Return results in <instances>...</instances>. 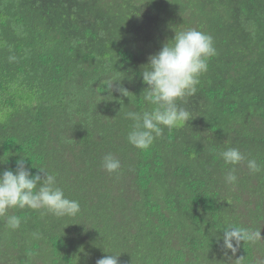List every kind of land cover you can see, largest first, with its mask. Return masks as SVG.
<instances>
[{"label": "trees", "instance_id": "trees-1", "mask_svg": "<svg viewBox=\"0 0 264 264\" xmlns=\"http://www.w3.org/2000/svg\"><path fill=\"white\" fill-rule=\"evenodd\" d=\"M99 1L91 10L87 0H26L30 7L13 14V3L0 0V86L17 88L0 119V154L7 155H0V172L15 170L22 157L34 175L49 173L46 168L55 163V186L80 204L74 217L44 209L8 210L21 223L11 229L6 217H0V264H96L111 254L119 256V264H264V224L259 230L250 228L238 211V203L246 199L256 207L254 215L264 212V0H138L136 18L144 44L167 29L169 40L175 32L194 28L211 35L216 50L197 92L177 101L190 113L189 120L165 127L147 149L128 142L134 122L122 123L117 114H98L82 132H61L58 121L49 123L57 105L46 104L39 88H52L57 74L79 77L80 69L64 57L66 49L81 55L83 43L101 28L110 40L88 42L87 53L117 42L109 25L113 0ZM139 44L130 34L125 48ZM45 54V63L36 59ZM135 59L126 58L130 65L121 60L120 70L102 63L93 73L98 79L121 77L129 91L125 100L134 103L129 112L142 114L145 106L148 111L154 106L142 96L147 85L140 73L148 59ZM80 71L87 80L88 67ZM26 124L40 133H15ZM181 134L192 145L180 147ZM47 139L53 142L52 158V149L44 146ZM73 143L81 146L80 152ZM228 148L239 149L246 159L226 164L220 153ZM107 154L121 162L116 172L104 169ZM195 158L200 161L192 164ZM251 159L259 171L249 170ZM233 168L237 180L228 183L225 177ZM250 180L260 184L259 190L243 194Z\"/></svg>", "mask_w": 264, "mask_h": 264}, {"label": "clouds", "instance_id": "clouds-1", "mask_svg": "<svg viewBox=\"0 0 264 264\" xmlns=\"http://www.w3.org/2000/svg\"><path fill=\"white\" fill-rule=\"evenodd\" d=\"M6 2L13 3V14L25 12L28 6L26 4L29 3L26 0H6ZM99 3V0H87V4L89 5L87 8L93 10ZM112 3V17L109 25L113 26L112 29L117 35L115 40L117 42L114 43L112 41L111 48H95L99 56H105L108 61L99 63L102 60H99V57H97L98 61L93 71L95 72L98 66L102 68V63L113 64L116 69L120 70L122 66L121 60L124 59L126 65H130V62L126 60L130 55L133 59H138L134 60L135 63L139 60L148 59V63L141 67L140 73L143 83L147 85L143 90L142 96L145 101L154 107L148 111L150 107L145 106L142 109V114L138 113L136 108L134 109L137 112L130 111L126 114L127 118L134 122L127 136L128 142L136 148L147 149L156 138L163 134L165 127L169 129L178 127L189 120L190 113L185 108L179 106L177 101H183L186 97L192 96L197 92V85L200 82L199 77L207 71L208 59L216 54V50L212 36L194 28L175 32L174 38L169 40L168 36L170 34L167 29L165 34L163 32L157 33V37L148 41L146 45L140 39L139 20L136 18L138 10L135 5L138 3V0H113ZM77 4L74 12H77L76 8L78 6L81 7V2ZM94 16H96V12H94ZM130 34L136 35L140 40V44L125 48V42H127ZM159 39H166V41L164 43L163 41L159 42ZM87 40L80 49L82 52H85L88 42L91 43L93 41L92 44H96V41L110 40V38L107 31L101 28L98 33L94 34L93 38L91 36ZM152 41L155 42V47L149 54V57H147L145 53ZM91 51L93 50L91 49ZM9 59L12 60L15 57H10ZM102 79L104 77L99 79V81ZM117 84L109 82L106 86L108 89H113ZM0 87L4 91L3 97H0V119H2V111L5 107L13 104L9 101L15 97L17 88L11 83L5 86L3 84ZM116 91L123 97H127L129 93L122 86L116 87ZM21 128L25 131H31V127L27 124L22 125ZM182 132H206V130L193 131L185 129ZM221 132L227 131L222 127ZM226 137H228V134ZM179 142L181 147L185 144L192 145L193 140L189 136L181 134ZM220 155L228 165H237L246 159L237 148H228L222 151ZM25 159L27 158L22 157L17 161L15 170L8 169L0 172V217H6L7 227L17 229L21 223L18 216L7 215L8 210L13 212L23 208L26 210L27 208L34 210L44 209L46 212H50L57 217L76 216L80 212L79 202L67 198L64 191L55 186L56 180H59L53 174L54 170L51 168L54 167L55 163L46 168L47 171L50 169L49 173L40 170L43 176L40 173L34 175L25 166ZM198 160L200 161V158H195L192 164ZM103 167L110 173L116 172L120 169L121 162L112 154H107L103 158ZM247 167L252 172L260 170L259 165L254 159L247 161ZM57 168L60 169L59 167ZM225 180L228 183L236 182L235 168L227 173ZM259 187L260 184L256 180H250V183H247L243 188L247 189L246 193H255V191L258 192ZM252 207V200L246 203L245 199L241 202V206H238L239 215L243 223L250 224V228L254 230H259L260 225L264 222L262 219V217L264 218V212L260 209L254 215ZM254 208L256 210V207ZM136 219H138V216ZM15 255L18 259L19 253L16 252ZM7 260L11 261L12 257L7 256ZM96 264H119V256L114 254L106 255L98 259Z\"/></svg>", "mask_w": 264, "mask_h": 264}, {"label": "rangeland", "instance_id": "rangeland-1", "mask_svg": "<svg viewBox=\"0 0 264 264\" xmlns=\"http://www.w3.org/2000/svg\"><path fill=\"white\" fill-rule=\"evenodd\" d=\"M155 47V42L152 41L148 49L146 50L145 56L149 57V54ZM53 54L54 52H50ZM96 51L94 54L87 53L86 51L81 53V55L75 54V52L71 49H66L64 52V57H66L68 62H71L73 68H81L88 67L89 69V77L87 80L82 78L81 71L79 70V77L72 76L66 77V79H62L61 74H57L55 80L57 81L56 84L50 87H41V93L46 96L45 102L49 104L51 101L57 105L56 110L49 115V123L53 121H58L59 125L61 126V132H74L72 130H76V132H82V128L86 124H91L93 119L100 113L107 112L111 118L114 117L115 114L119 116L122 120V123L127 121L126 114L134 107V103L127 102L123 97L116 91V86L113 89H108L107 84L109 82L116 84L118 83L119 86L124 88L126 82L121 79L120 81L118 77L115 76H105L104 79L100 80L96 78V74L93 73L95 69V64L98 61ZM38 61L41 63H45L48 59V55L45 54V57H37ZM99 60L108 61L105 56H99ZM122 75V74H121ZM120 75V76H121ZM94 76V77H93ZM36 76H33V78ZM44 86V85H43ZM97 88V91H95ZM128 90V88H126ZM116 95V98L114 97ZM128 97V96H127ZM139 99L136 100V102ZM132 102V101H131ZM135 102V101H134ZM139 105V104H138ZM205 110L201 111L204 113ZM22 133V132H35L36 131H16L15 133ZM46 132H49L48 130ZM229 136V135H228ZM76 137V136H75ZM228 138L225 139L226 142ZM75 147L78 148V152L81 150V146H78L77 143H73ZM44 146L47 149H52L53 142L50 139H47L44 143ZM106 143L103 144V151L107 153V149L105 148ZM111 149L108 148V151ZM51 158L54 155V150L52 149L49 152ZM1 159L6 158L5 153H1ZM0 159V160H1ZM14 158L7 157V160H12ZM246 178V176L244 177ZM117 186V184H114ZM242 192H247V189H242ZM236 202V201H235ZM118 203V200L116 201ZM241 206V202L238 203ZM255 210L254 207H252ZM264 220V218L262 217ZM264 224V222L262 223Z\"/></svg>", "mask_w": 264, "mask_h": 264}]
</instances>
